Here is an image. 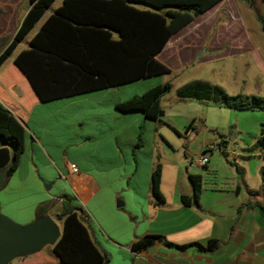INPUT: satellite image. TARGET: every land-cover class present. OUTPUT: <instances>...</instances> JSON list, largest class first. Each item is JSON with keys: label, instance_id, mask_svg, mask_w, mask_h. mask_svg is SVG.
I'll use <instances>...</instances> for the list:
<instances>
[{"label": "crops", "instance_id": "1", "mask_svg": "<svg viewBox=\"0 0 264 264\" xmlns=\"http://www.w3.org/2000/svg\"><path fill=\"white\" fill-rule=\"evenodd\" d=\"M233 1L221 0L207 10L211 12L196 16L168 38L155 58L168 66L170 72L219 58L227 42L222 36L228 31L221 34L214 20L218 8ZM28 7V0H0V52L9 43ZM55 7H49L46 14ZM210 17L212 27L203 28L201 23ZM36 28L25 36L27 41ZM233 30V35L240 38L239 44L243 42L253 51L245 28ZM15 48L11 54L21 50ZM234 49L241 51L243 48ZM14 55L0 66V103L12 112L25 130L16 165L0 188L1 191L5 187L7 204L15 203L11 208L8 206L14 221H30L29 217L19 219L26 206L31 216H36V210L41 206L45 211L43 214L52 217L61 204L60 196L66 195L68 205L81 210L90 239L100 252L106 254L107 261L115 258L120 264H264L262 166L259 173L262 169L263 175L252 181L244 170L239 180L230 162V175L214 174L205 178L197 169L195 172L202 179L198 202L184 205L180 195H191L187 178L164 177L162 164L158 157L154 158L152 150L142 168H139V159L129 153L131 142L140 133L136 124L141 121V115L148 120L156 119L145 117L138 110H118L115 103L123 99L117 98L109 101V112L95 110L84 126L82 117L70 115L71 105L81 98L75 95L38 100L11 62ZM255 58L257 62V54ZM258 64L263 67L261 62ZM124 114L131 116H122ZM147 137L152 142L157 134L152 131ZM257 137L252 146L264 149L256 145ZM252 146L247 144L244 148L251 150ZM211 147L212 144L207 145V148ZM225 147V140L218 139V150ZM157 162L161 167L159 190L163 198L159 203L155 202L149 188L150 172ZM70 164L76 166L75 171L69 168ZM197 165L200 166L198 161ZM206 168L211 170L213 166L210 163ZM43 182L50 183V187L45 189ZM167 185L171 190L166 195L162 190ZM51 189L53 192L50 193ZM26 200L34 201L26 205ZM145 234L162 235L173 244L193 241L203 244L209 238L217 239L219 244L212 251H201L194 246L178 249L155 240L145 249L130 250V243ZM8 264H59V260L51 248L45 246L36 253L16 257Z\"/></svg>", "mask_w": 264, "mask_h": 264}, {"label": "trees", "instance_id": "2", "mask_svg": "<svg viewBox=\"0 0 264 264\" xmlns=\"http://www.w3.org/2000/svg\"><path fill=\"white\" fill-rule=\"evenodd\" d=\"M53 1L28 0V9L0 52L1 66L16 45L37 27L27 41V48L19 50L11 62L40 101L75 96L170 72L155 55L173 33L221 0H61L46 14ZM243 1L251 3V0ZM134 3L148 8L140 9ZM257 18L264 30V14ZM169 89L168 81L156 83L140 94L116 102L115 107L120 111L138 110L145 117L159 120L163 115L160 99ZM176 95L219 102L236 110H264V96L228 94L220 85L202 79L186 82L176 89ZM24 136L23 126L0 103V168L8 164L12 155L14 157L8 174L16 165ZM256 145L264 148V123L260 124ZM230 163L241 180L242 168ZM160 170L157 162L150 172L149 188L156 203L163 200L159 190ZM260 174L263 175L262 169ZM186 177L191 195H180V200L184 205L197 204L201 175L188 172ZM60 198L61 204L52 214L60 233L49 246L59 264H105L106 254L90 239L81 210L69 206L66 195ZM44 212L39 206L36 215ZM155 240L178 249L194 246L201 251H212L219 244L215 238L203 244L196 241L173 244L162 235L145 234L132 241L129 248L140 251Z\"/></svg>", "mask_w": 264, "mask_h": 264}, {"label": "rangeland", "instance_id": "3", "mask_svg": "<svg viewBox=\"0 0 264 264\" xmlns=\"http://www.w3.org/2000/svg\"><path fill=\"white\" fill-rule=\"evenodd\" d=\"M60 1L54 0L50 8L59 5ZM133 5L140 9L148 8L141 3ZM233 7L236 8L241 20L235 16ZM218 9L219 12L214 20L215 27L219 26L221 34L228 31L222 36V39L227 42H225L226 47L222 50L223 53L219 58L117 87L78 95L77 98L81 99L71 105L70 115L82 117L84 126H86L87 120H91V113L95 110L110 111L109 101L111 99H124L127 96L140 94L155 83L168 81L170 89L160 99L163 110L161 118L148 120L141 115V121L136 124L140 133H137L131 142L129 153L133 158L139 159V168L144 166V163L149 159V152L152 150L154 158L158 157L157 159L162 164L164 177L184 176L187 178L186 173L195 172L197 169L205 178L214 174L230 175L232 168L229 162L233 161L232 163L239 164L250 181L259 180L260 166L263 167L264 172V149H257L252 145L258 135L259 124L264 122V110H236L225 107L219 102L176 95V89L186 82L202 79L220 85L228 94L264 96V30L257 18L264 14V0H251V3L234 0ZM230 9L233 11L230 12ZM232 15L234 16L232 17ZM212 22V17H210L201 25L203 28L212 27ZM240 28H245L253 45V51L246 48L245 43L239 44L240 38L233 35V29ZM26 47L27 38L24 37L16 48L24 49ZM235 47L243 49L239 51L235 50ZM256 54L259 57L257 62ZM260 62L263 67L258 64ZM122 116L131 115L124 114ZM190 120H192L191 124L187 127ZM152 131L157 134V137L151 142L147 136ZM159 135L164 140L160 139ZM218 139L225 140L224 150H218ZM208 144H212V147L207 148ZM247 144L252 146L251 150L244 148ZM204 155L209 161L204 167L197 165L198 159ZM210 163L213 166L211 170L206 168ZM170 187L169 185L165 186L162 192L166 195L169 194ZM139 190H141L140 186ZM51 192L53 189L50 190ZM32 201L34 200H26L25 204L29 205ZM14 204L13 201H10L9 205L7 204L5 187H3L0 191V212L11 220L14 217L9 212L8 206L11 208ZM24 212L19 219L29 217L28 219L31 220L34 217L31 216L28 206L24 208ZM105 264H120V261L108 258Z\"/></svg>", "mask_w": 264, "mask_h": 264}, {"label": "water", "instance_id": "4", "mask_svg": "<svg viewBox=\"0 0 264 264\" xmlns=\"http://www.w3.org/2000/svg\"><path fill=\"white\" fill-rule=\"evenodd\" d=\"M13 158L12 155L8 164L0 168V188ZM43 187L48 189L50 183L43 182ZM59 233L58 224L48 214L36 215L26 223H17L0 212V264H8L16 257L27 256L51 246Z\"/></svg>", "mask_w": 264, "mask_h": 264}, {"label": "built area", "instance_id": "5", "mask_svg": "<svg viewBox=\"0 0 264 264\" xmlns=\"http://www.w3.org/2000/svg\"><path fill=\"white\" fill-rule=\"evenodd\" d=\"M206 160H207V158H206L205 155H204V156H201V157L198 159V163H199L200 165H203V164L206 162ZM69 168H70L71 170H73V171L76 170V166H75L74 164H70V165H69Z\"/></svg>", "mask_w": 264, "mask_h": 264}]
</instances>
